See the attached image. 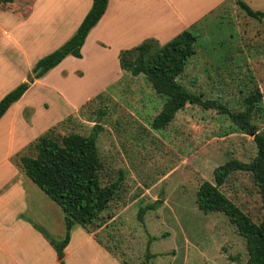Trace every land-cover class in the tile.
Wrapping results in <instances>:
<instances>
[{"label": "rangeland", "instance_id": "374dc122", "mask_svg": "<svg viewBox=\"0 0 264 264\" xmlns=\"http://www.w3.org/2000/svg\"><path fill=\"white\" fill-rule=\"evenodd\" d=\"M242 1L264 13V0ZM218 13L198 29L196 53L179 80L203 98L239 110L251 89H264V17H248L238 5ZM88 60L99 72L104 65L107 78L118 66L112 53ZM162 103L143 75L123 71L57 129L86 135L95 120L103 126L97 138L101 181L120 178V186L98 234L129 264H140L147 252L154 254L147 264H241L248 257L245 239L222 212L200 210L196 191L202 180L213 181L216 166L232 158L249 161L253 136L235 130L226 115L195 104H186L166 128L153 129ZM254 122L264 129V118ZM220 189L255 222L261 220L264 204L249 172L232 173ZM157 200L140 222L138 208Z\"/></svg>", "mask_w": 264, "mask_h": 264}, {"label": "crops", "instance_id": "0c3cea01", "mask_svg": "<svg viewBox=\"0 0 264 264\" xmlns=\"http://www.w3.org/2000/svg\"><path fill=\"white\" fill-rule=\"evenodd\" d=\"M238 0H108L89 31L81 57L66 56L45 75L26 78L40 58L76 31L92 0H13L0 7V99L22 82L25 92L0 117V264H123L96 229L70 231L62 256L49 239L65 235L64 214L16 162L19 154L79 106L123 75L119 52L146 38L163 44L182 30L202 28L211 15ZM215 17V16H214ZM112 53L118 66L107 78L89 59ZM99 80L101 85L98 86Z\"/></svg>", "mask_w": 264, "mask_h": 264}, {"label": "trees", "instance_id": "16d2710c", "mask_svg": "<svg viewBox=\"0 0 264 264\" xmlns=\"http://www.w3.org/2000/svg\"><path fill=\"white\" fill-rule=\"evenodd\" d=\"M13 0H0L5 7ZM108 0H92L88 12L76 31L59 47L38 60L33 70L41 71L35 78L42 77L58 65L66 56L81 57V47L89 31L105 13ZM236 5L248 16L256 20L264 17L262 11L251 9L245 2L238 0ZM221 16L218 13L217 17ZM197 28L182 30L169 41L160 44L154 38H146L141 43L119 52L118 62L121 70L133 76L143 75L153 91L163 98L160 110L150 123L153 129L166 128L176 113L186 104H195L204 109H213L226 115L235 130L251 134L255 144V154L249 161L229 159L213 169V181L202 180L196 191V203L203 212H222L237 232L245 239L247 259L241 264H264V214L255 222L232 199L220 189L228 177L236 171L249 172L264 204V129L259 130L254 119L264 118V89H251L242 101L239 110L230 109L224 102L215 98H203L201 93L189 90L179 80L181 74L196 53L200 37ZM28 88L27 82L18 84L0 99V117ZM103 110L98 116L104 115ZM50 127L37 137L16 158L21 170L49 198L55 202L64 214L65 235L57 240L42 230L58 254L63 253L69 242L70 231L74 225H80L93 232L105 222L103 212L116 197L120 186L118 178L103 184L101 172L103 163L97 146V138L103 126L95 123L88 134L79 132L60 133L58 127L64 120ZM140 206L137 218L143 222L147 210H154L160 204ZM153 237V238H152ZM155 239L156 236H151ZM149 245L146 250H149ZM154 254L146 253L147 264ZM123 264H129L126 260ZM59 264H64L61 260Z\"/></svg>", "mask_w": 264, "mask_h": 264}, {"label": "water", "instance_id": "95a60500", "mask_svg": "<svg viewBox=\"0 0 264 264\" xmlns=\"http://www.w3.org/2000/svg\"><path fill=\"white\" fill-rule=\"evenodd\" d=\"M41 71V68L38 67L37 69L33 70V72L31 74H29L26 78L27 82H32L33 78L38 75V73ZM62 256V253L59 255V257Z\"/></svg>", "mask_w": 264, "mask_h": 264}]
</instances>
